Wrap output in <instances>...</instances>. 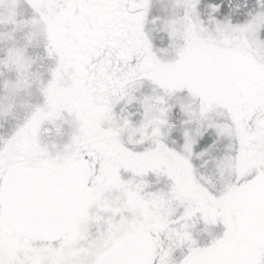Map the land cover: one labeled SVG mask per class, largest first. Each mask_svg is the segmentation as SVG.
<instances>
[{"label": "snow or ice", "instance_id": "1", "mask_svg": "<svg viewBox=\"0 0 264 264\" xmlns=\"http://www.w3.org/2000/svg\"><path fill=\"white\" fill-rule=\"evenodd\" d=\"M0 264H264V0H0Z\"/></svg>", "mask_w": 264, "mask_h": 264}]
</instances>
